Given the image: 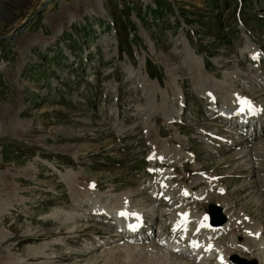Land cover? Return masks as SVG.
I'll list each match as a JSON object with an SVG mask.
<instances>
[{"label": "rangeland", "instance_id": "obj_1", "mask_svg": "<svg viewBox=\"0 0 264 264\" xmlns=\"http://www.w3.org/2000/svg\"><path fill=\"white\" fill-rule=\"evenodd\" d=\"M259 44L264 47V0H0V145L5 156L0 168L24 171L40 149L41 160H52L59 170L41 165L44 173L52 172L51 179H31L26 189L30 208L35 194L50 198V206L43 203L38 212L43 220L31 219L37 213L17 203L11 205L18 214L12 223L10 216L0 215L1 223L13 226L0 244V264H162L159 253L146 251L149 242L139 244L144 249L122 246L112 219L101 214L96 221L84 197L100 193L101 207L108 201L147 210L152 204L161 215L155 223L169 236L170 219L163 212L170 207L161 193H178L197 171L205 177L190 191L203 189L207 200L187 198L182 204L181 196L178 213L191 205L197 212L206 211L208 203L224 207L231 231L214 239L221 249L233 237L247 242L235 220L239 212L248 227L259 228L258 221L264 233V133L250 141L254 147L246 149L245 163L238 162L245 146L233 147L235 141L227 148L213 135L240 139L239 128L226 131L230 126L209 119L213 110L205 94L211 92L216 105L226 109L235 104L231 93L241 90L263 106L264 118L262 67L246 52ZM65 54L74 68L65 63ZM50 78L58 100L43 104L37 94H49ZM180 93L181 123L170 125L166 115L178 109ZM69 96L77 100L71 103L70 122L63 118ZM49 111L61 123L50 122ZM159 149L170 158L165 162H174L159 167L176 173L167 186L161 176L146 171L148 152ZM186 150L195 156V168L184 162ZM91 181L95 192L87 190ZM42 188L51 197L35 190ZM144 213L150 221V212ZM4 234L1 230L0 239ZM233 250L226 247L222 253Z\"/></svg>", "mask_w": 264, "mask_h": 264}, {"label": "bare ground", "instance_id": "obj_2", "mask_svg": "<svg viewBox=\"0 0 264 264\" xmlns=\"http://www.w3.org/2000/svg\"><path fill=\"white\" fill-rule=\"evenodd\" d=\"M236 76H237V73H236L235 77ZM228 92H229V90H228ZM241 95H243V93L242 92H237L236 90H234L231 93L232 98L235 99V102H234L235 104L233 106H231L230 108H226L225 109L220 104V108L217 109V110L220 111V114L224 118H228V116H227L228 113L230 114L229 117L236 115L234 113H236V110L238 109V106L241 105L239 103L240 102L239 98L241 97ZM207 96L209 97V99L211 101H212V98H215L214 95H213L214 97L212 95L211 96L207 95ZM228 96L230 97V94ZM229 97H227V98H229ZM260 112H261V109L258 106L254 105L253 110L242 112L239 118H244L246 120H250V116L252 118H254V117L257 118V116L260 114ZM18 113H19V110L16 111V115L17 116H18ZM179 113H180L179 109H175L173 111L172 110L168 111L167 115H166V118H167L168 122L172 123L175 120V118L178 116ZM239 127L240 128L243 127V129L240 130L241 138L239 140H237L236 143H233L234 145L240 144L242 142V139L244 141L247 139V141H248V140H250V137H251V132L249 130H247L246 125H243V126L240 125ZM147 130L148 129H146L145 132H147ZM253 130H254V128H253ZM261 130H263L262 127H261ZM178 139L179 140H183L184 138H178ZM149 141H151V140H149ZM183 141H184V145H185L186 144L185 143L186 140H183ZM154 142H155V140H153V143ZM152 145H153V148H155L154 144H152ZM229 145H230V143H229ZM256 146H259V145H256ZM233 147H239V146H233ZM180 152L181 151L179 150V153ZM153 154H154V156H159V159L162 162H165L163 159L166 160V159L169 158V156L164 154V153H162L160 149L158 151H154ZM181 154H183V152ZM247 154H248V152H247L246 149L240 150L239 151V155H237V158H240V161H238V162H244L245 163V161H246V157L245 156H247ZM184 155H186V154H184ZM187 155H189V154H187ZM177 156H175L176 159H178ZM183 158H185V157H183ZM193 158H194V156H193ZM190 160H191V163H193L191 166L195 168V164H196L195 159L191 158ZM169 162L170 161H168L166 163H169ZM176 163H180V160L176 161ZM47 164L50 167L51 163H47ZM158 170H162V169H158ZM154 171H156V169H154ZM58 174H59V172H58ZM160 174H162L164 176H167V177H170V176L173 175L170 172H167L165 170H163V172L160 173ZM169 174H170V176H169ZM204 177L205 176L203 174H201V172L197 171L196 174L191 177V181L186 187H181L179 189L178 193L172 194L171 196H173L174 198L176 197L179 200L181 196L184 197L185 195L188 194V190L191 188V186L195 185L196 183H199L201 180L204 179ZM91 182L93 183V181H91ZM87 185L91 187L90 184H86V186ZM160 185H162V184H160ZM133 190H132V194L134 193ZM93 191L95 192V190H93ZM128 192H130V191H128ZM202 192H203V189H200V191H198V192H191L193 194L194 200H198L199 201V200H202L204 198L205 201H206L207 197H205V195ZM216 192H219V191L216 190ZM123 193H125V191ZM123 193H121V194H123ZM94 195H95V198H91V199H95L96 200V199L99 198V196L101 194L95 192ZM85 199H89V198L86 196ZM138 200H139V198H138ZM144 201H146V200H144ZM119 202H120V200H119ZM115 203H116V201H115ZM148 203L150 204V201H148ZM133 204L136 205V203H133ZM178 204H179V202H178ZM106 205L107 206L103 207V209H104V211L107 214H113L115 216L116 222H117V227L119 228V232H122L123 234H126V237H129V239L125 238V241L132 242L133 244L131 246H132L133 249H135L137 247H140V249H142V248L144 249V247H141V246H139V244H136V241L144 242V241H146V239H148L147 236H145V235H143L141 233H139L137 235L136 232H134L132 230V228L128 225L127 220L129 218H131V217H136L137 219H139V217L142 218V216H143L142 214H143L144 211L150 212V213H154L157 216L158 215V213H157L158 209L154 208V206H152V204L149 205L151 207L148 206L147 210L139 209V208L136 209L135 207H134L135 209H131L129 207L126 208L124 206H122L121 208L120 207L118 208L119 205H115L114 202H108V201H107ZM123 205H125V204H123ZM217 205L219 206L222 214L227 218L226 219V223H224L222 226H220L218 228L209 227L207 225V222H206L205 214H201V213L198 214L197 212H195V206H192L193 207L192 208V210H193L192 213H188L187 214V212H182L181 210H180L181 213H178L179 211H177L176 213H172V215L170 213L169 217H168L170 219V223H171L170 228L172 230V232L171 231L170 232L174 233V234H172L169 237H164L163 234H162V230L159 228L157 230L156 234H153V236L151 238L152 240L150 241V244L147 242L149 245L147 244L148 245V249L146 248L147 249L146 251L147 252L148 251H150V252L152 251V252H155V253H159L161 255L160 256L161 259H163L165 264H170L171 262L174 263V264H179L180 262H183V264H199V262L201 264H208L209 260H212L213 264H231L227 260L229 258V256H231V255H237V256L242 257V258H244L246 260H253L257 264H264V233L262 232V225L255 218H253V217H251L249 215H248V217H251V218L255 219L260 227L257 228V229H254L253 227H248L247 226L248 224H246V227L244 228V235H245V238H247V242H240L238 240L235 241L234 240L235 238L233 237L232 240L230 241L231 244L230 245L227 244V245L229 247H232L233 249L235 248V250H233V251H231L229 253L227 252L226 255L225 254L223 255V253H222L223 251L220 253L221 255L219 254V252L217 250L218 248L213 246V243H211V240H209V238H212L213 236H217V235H223L228 230V226H226V225H227L228 219H230V218H229V215L225 212V208L221 207L220 204H218V203H217ZM166 206H168V205H166ZM178 206H180V205H178ZM99 209H101V208H95V210H99ZM178 210H179V208H178ZM121 213H124V215H121ZM242 214H243V212H239L241 220H242ZM156 216H155V218H156ZM243 219L246 220L245 217H243ZM192 220H194L192 222V224H189V225L187 224L186 225V222H189V221L191 222ZM244 220H242V221H244ZM244 222L247 223L246 221H244ZM231 225L233 227V222H232ZM179 228H181L182 230H180ZM201 231H203V232H201ZM154 235H155V237H154ZM196 236H200V237L197 238ZM206 238H208V239H206ZM126 243L124 245H122V246H128L129 245V244H126ZM145 246H146V243H145ZM228 246H225L224 248H226ZM119 248H121V247H119ZM126 248L127 247H125L124 249H126ZM200 250H203V251L198 253ZM214 251H216L217 255H216V253L214 254ZM243 251L250 252V254H252V255L250 257H248V258H245V256L243 255L244 254ZM224 253H225V251H224ZM257 253L261 254V256H260L261 259L253 258L254 256H258ZM189 255H193L194 259L191 258V257H186V256H189ZM179 257H183V259H181ZM221 257L223 258V260H221ZM176 260H178L179 262L178 261L176 262ZM164 263H162V264H164Z\"/></svg>", "mask_w": 264, "mask_h": 264}, {"label": "crops", "instance_id": "obj_3", "mask_svg": "<svg viewBox=\"0 0 264 264\" xmlns=\"http://www.w3.org/2000/svg\"><path fill=\"white\" fill-rule=\"evenodd\" d=\"M17 108V106H15ZM39 144V142L37 143ZM0 164L5 163V156L2 150V145H0ZM59 154V152H54L50 151V155L52 154ZM38 158H42V152L40 149L35 151V154ZM33 156L31 158V161L28 163V166L25 167V170H21L19 172L18 170L15 169L16 173H14L11 169L10 171L8 170L9 168H0V215H2L6 208L13 204L19 197H22L24 201L26 200L27 194H26V189L27 186L30 185L29 182L31 183V179H39L43 180V165L39 161H33ZM31 171H29V169ZM35 172V174H34ZM49 173V172H46ZM53 217V216H52ZM7 222H2L0 224V235H1V230L2 227H13L12 225H6ZM7 238L6 236L2 237V240L5 241Z\"/></svg>", "mask_w": 264, "mask_h": 264}, {"label": "water", "instance_id": "obj_4", "mask_svg": "<svg viewBox=\"0 0 264 264\" xmlns=\"http://www.w3.org/2000/svg\"><path fill=\"white\" fill-rule=\"evenodd\" d=\"M208 213L210 215V223L213 225H219L224 221V216L220 213V209L216 205L208 206ZM247 264H255L254 262H250Z\"/></svg>", "mask_w": 264, "mask_h": 264}, {"label": "snow or ice", "instance_id": "obj_5", "mask_svg": "<svg viewBox=\"0 0 264 264\" xmlns=\"http://www.w3.org/2000/svg\"><path fill=\"white\" fill-rule=\"evenodd\" d=\"M151 158V157H150ZM121 215H124V213H121ZM221 260H223V258L221 257Z\"/></svg>", "mask_w": 264, "mask_h": 264}]
</instances>
